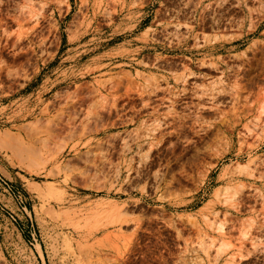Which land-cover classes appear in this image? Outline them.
Wrapping results in <instances>:
<instances>
[{
    "label": "rangeland",
    "instance_id": "1",
    "mask_svg": "<svg viewBox=\"0 0 264 264\" xmlns=\"http://www.w3.org/2000/svg\"><path fill=\"white\" fill-rule=\"evenodd\" d=\"M0 134V264H264V0H0Z\"/></svg>",
    "mask_w": 264,
    "mask_h": 264
},
{
    "label": "bare ground",
    "instance_id": "2",
    "mask_svg": "<svg viewBox=\"0 0 264 264\" xmlns=\"http://www.w3.org/2000/svg\"><path fill=\"white\" fill-rule=\"evenodd\" d=\"M9 140V139H8ZM10 143V142H9ZM22 143V142H21ZM11 144V143H10ZM22 145V144H21ZM24 147H25V145H24ZM31 146H29V148H30ZM26 149V151L28 152V154L29 153H31V152H33V151H30V149ZM3 149H6V150H10V152L11 151H13V152H15V150L13 149V147H10V145L8 144V142H6V139H4V137L0 134V150H3ZM23 152H25V151H23ZM129 152V151H128ZM16 153V152H15ZM18 153H20V152H18ZM40 153V152H39ZM32 154V153H31ZM21 155V154H20ZM13 156V155H12ZM21 158V157H20ZM33 157H31L30 156V154H29V156L26 158H24V160H21L23 163H27L26 164V168L27 167H30V166H33L35 163H37V161H35L34 159H32ZM22 162H21V164H22ZM28 165V166H27ZM29 170V169H28ZM28 180V179H27ZM27 184H28V187H29V189L31 190V192H33L35 195H37L38 197H40V198H43V192H42V190H41V187L38 185V184H36L34 181H31V180H28L27 181ZM111 204H112V202L110 201V200H106V201H101V202H99L98 204H97V206L98 207H106V208H108V209H110L111 210V208L113 207V206H111ZM105 209V208H104ZM90 210V209H89ZM94 210V209H93ZM74 240V239H73ZM64 241H65V243L68 245V244H70V237L66 234L65 235V238H64Z\"/></svg>",
    "mask_w": 264,
    "mask_h": 264
}]
</instances>
